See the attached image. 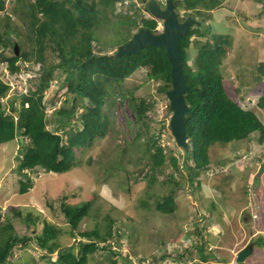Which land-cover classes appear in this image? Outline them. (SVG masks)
Listing matches in <instances>:
<instances>
[{
    "label": "rangeland",
    "instance_id": "374dc122",
    "mask_svg": "<svg viewBox=\"0 0 264 264\" xmlns=\"http://www.w3.org/2000/svg\"><path fill=\"white\" fill-rule=\"evenodd\" d=\"M4 1L5 8L0 11V31L5 29L6 18L10 17L8 22L19 32L16 39L9 31L11 39L20 40L23 49L30 50L33 42L27 38V17L19 9L13 10L14 4L18 8L17 0ZM160 1L158 4L163 7L164 0ZM259 7L258 0H222L220 6L211 12L210 23L216 32L230 36V45L219 66L225 91L241 107L252 109L264 124V104L262 107L256 105L259 97L257 83L264 78L258 68L264 64V18L258 20L256 16ZM128 10L129 7H126L117 12L125 14ZM118 14H108V17L113 21L119 17ZM141 14L138 17H148V12ZM108 26L109 23L102 22L95 29L100 35L101 50L106 53L117 47L106 41L112 32ZM191 39L188 63L196 54L195 40L202 42L205 36H191ZM51 47L47 42L44 48L48 61L54 55ZM4 52L11 55V47L5 46ZM31 61L24 64L29 69L38 70L39 75L26 82L24 75L13 77L0 62V78L9 83L13 80L11 84L15 85L1 98L7 112L11 109L10 103L19 106V91H26L28 87L34 89L38 83L40 64ZM146 72L144 67L137 68L126 77L124 87L133 89L136 97L142 96L146 102L153 103L150 113L155 125L162 120L168 124L171 115V111L167 110L168 99L158 89L162 82L148 79ZM61 79L62 76L54 77L43 91L47 116L53 120L57 118L52 113L54 110L65 101L66 106L71 103L65 87L59 86ZM114 94L115 123L117 129L126 134L110 130L103 136L94 137L88 145L75 149L76 165L69 171H29L32 185L24 193L18 190L21 175L17 172V156L21 144L17 138L0 144V224L10 222L12 233L18 236H31L35 232L41 237L45 218L58 228L55 240L60 247L71 246L73 252L78 250L79 240L83 239L79 232L97 228L104 235L109 229L111 249L115 251L98 248L88 255L84 264H108L112 258L117 259L116 264H264V243L263 247L254 245L244 261L235 260V254L244 245L256 242L258 235H263L264 239V216H259L260 212L258 214V205L264 203V147L257 141L258 134L247 140L241 139L236 151L231 144L212 146L209 149L210 169L191 182L188 169L183 165V150L175 144L170 130L166 128L161 133L160 142L165 145L167 155L176 157L179 166L174 168L167 161L166 172L157 173L156 179L149 182L143 177L148 160L143 152L144 143L142 140L130 141L129 131L134 130L136 123L133 122L134 113L127 99ZM118 106L123 108V112ZM80 110L79 107L76 113ZM131 117L133 121L129 120ZM171 170L174 182L169 180ZM61 193L68 204L91 202L88 214L76 229H70L60 212ZM170 193L174 201L173 210L168 213L158 211L154 207L156 195ZM11 206L19 208L22 216L11 214ZM109 219H112L110 227ZM30 223L36 231L31 230ZM202 226L205 249L213 250L216 259L209 257L203 261L198 255L195 243L200 236L196 229ZM118 232L121 234L120 247L115 242ZM44 251L36 239L29 238L24 244L19 242L14 246L6 263L48 264V258H56V250L50 257L41 256Z\"/></svg>",
    "mask_w": 264,
    "mask_h": 264
},
{
    "label": "trees",
    "instance_id": "16d2710c",
    "mask_svg": "<svg viewBox=\"0 0 264 264\" xmlns=\"http://www.w3.org/2000/svg\"><path fill=\"white\" fill-rule=\"evenodd\" d=\"M117 1L123 0H17L18 8L14 4L13 10L19 9L23 16L27 17V38H31L33 42L30 50H24L20 40L11 39L9 31L15 37L19 36V32L16 26L8 22L10 17L6 18V27L0 31V62L6 63L5 67L10 73H16L20 68H29L24 63L30 62V58L31 62L40 64L38 83L34 89H29L28 94H21L19 107L10 103L11 112H7L0 100V143L17 137V142L21 144V151L17 156V172L21 175L18 179L19 193L26 192L32 185L27 171L35 172L38 169L55 173L69 171L76 165L75 149L88 145L94 137L103 136L110 130L126 134L117 129L115 123L114 93L127 99L134 113L135 120L129 118L136 122L134 130L129 131L130 141L133 143L142 140L143 152L148 156L144 165L147 169L143 177L148 178L149 182L154 181L157 173L166 172L164 168L167 161L172 163L174 168H178L176 157L173 154L167 155L165 145L160 142L161 133L166 128L169 129L168 124L162 120L155 125L150 113L153 103L146 102L142 96L136 97L133 89H126L123 84L133 71L144 67L148 79L162 82L158 86L159 91L165 93L171 88L170 63L165 55V48L145 45L137 53L116 56L114 51L102 52L100 35L95 30L102 22L109 23L108 27L112 32L106 41L112 42L116 47L129 40L135 30L141 27L158 32L156 26L160 20L155 17H138L139 13H143V9L148 11L146 0H139L140 4L129 3V10L125 14H118L116 11ZM221 1L172 0L178 16V9L183 10V17H179L180 20L186 16H198L200 22L191 25L178 41L185 81L188 85L183 95L188 105V111L184 114L188 149H182L183 165L188 169L191 182L199 174L210 169L209 149L212 146L233 144L237 147L238 141L249 138L253 132L259 133V140L264 139V124L257 114L252 109L241 107L224 88L219 66L230 45V36L216 32L210 23L211 12L220 6ZM258 1L260 7L256 16L261 20L260 17L264 18V0ZM4 8L5 1L0 0V11ZM108 14H118L119 17L112 21ZM191 36H205V40L202 42L195 40L196 54L188 63ZM14 42L18 45L17 54L14 53ZM47 42L52 46L51 51L54 54L49 61L44 56ZM7 45L11 47V55L4 52ZM96 45L99 47L95 50ZM259 67V73L264 76V64H260ZM56 76H62L59 86L65 87V93L69 94L67 99L71 98V103L66 106L65 101L54 110L52 113L57 118L53 120L47 116L43 91ZM258 83L256 90L259 97L256 105L262 107L264 78ZM7 89L8 83L0 78V98L4 97ZM79 107L81 110L77 114ZM15 110L18 112L16 118L12 114ZM167 110H170L169 105ZM19 136L23 138L22 143ZM174 179L171 170L169 180L174 182ZM156 196L154 207L158 211L168 213L173 210L174 201L171 193ZM61 198L63 201L60 203V212L63 219H66L71 230L76 229L82 218L88 214L91 202L87 200L74 205L64 202L66 198L64 194ZM11 212L14 216H22L18 209H12ZM109 221L110 227L112 219ZM43 224L41 237L35 232L31 236H18L12 233L13 225L10 222L0 224V264H7L14 246L19 242L24 244L29 238L36 239L38 245L45 249L41 256L50 257L52 252L57 251L55 259L48 258V264H84L88 255L98 248L111 249L112 238H109L111 235L109 229H106L104 235H101L97 228L79 232L83 239L79 240L78 250L73 252L71 246L60 247L59 242L55 240L58 233L55 225L45 218ZM30 225L31 230L36 231L33 224L30 223L28 226ZM203 229L204 226L196 229L200 236L195 243L198 255L203 261L209 257L216 259L213 250L205 249ZM117 234L115 242L119 246L121 234L119 232ZM262 237L263 235H258L254 244L263 247ZM98 241L102 244L99 245ZM114 251L111 249V252ZM116 263L117 259L112 258L108 264Z\"/></svg>",
    "mask_w": 264,
    "mask_h": 264
},
{
    "label": "water",
    "instance_id": "95a60500",
    "mask_svg": "<svg viewBox=\"0 0 264 264\" xmlns=\"http://www.w3.org/2000/svg\"><path fill=\"white\" fill-rule=\"evenodd\" d=\"M145 5L152 16L162 21L160 30L153 32L145 27L135 30L129 40L114 49V54L118 56L137 53L145 45L165 48V55L170 63L169 73L171 79V88L167 89L164 94L168 99V105L171 111L168 126L177 145L187 150L188 143L184 114L188 111V105L183 95L188 89V85L185 81L178 41L186 34L185 32H187L192 24H198L199 21L190 16L185 17L184 20H179L173 8L172 0H164V8H161L156 0H147ZM13 47L14 53L17 54L18 45L16 42H14ZM252 249V243L246 244L236 253V261H244Z\"/></svg>",
    "mask_w": 264,
    "mask_h": 264
},
{
    "label": "clouds",
    "instance_id": "9594fccd",
    "mask_svg": "<svg viewBox=\"0 0 264 264\" xmlns=\"http://www.w3.org/2000/svg\"><path fill=\"white\" fill-rule=\"evenodd\" d=\"M147 1V0H146ZM156 2L158 3V2H161L160 0H156ZM140 3V2H139ZM146 4V3H145ZM143 11V13L144 12H148V17H154V16H152L150 13H149V11H145L144 9L142 10ZM178 12H179V16H181V17H183V10L182 9H178ZM178 16V15H177ZM186 17H188V16H186ZM190 17H192V16H190ZM196 17H198V16H195V17H193V18H196ZM179 18V17H178ZM185 19V18H184ZM183 19V20H184ZM180 20V19H179ZM198 20V19H197ZM161 21V20H160ZM160 21H158L157 22V26H156V28L158 29V30H160V28H161V24L162 23H160ZM199 21V20H198ZM200 23V22H199ZM193 25V24H192ZM114 51V50H113ZM5 66H6V63L5 62H2ZM4 66V67H5ZM5 69H6V71L8 72V73H10L9 71H8V69L5 67ZM27 73H29L30 74V76H27L26 74ZM32 73H34L35 75L33 76L32 75ZM38 73V74H37ZM10 74H13V77H17V76H20V75H24L25 76V82L27 81V79H31V78H33V77H36L37 75H39V72H38V70H36V71H34V70H32V69H29V68H27V69H25V68H20L19 70H18V72H16V73H10ZM13 81V80H12ZM11 81V82H12ZM6 82V81H5ZM6 83H8V89L7 90H9L12 86L10 85V83L9 82H6ZM12 88H15V85L12 87ZM29 87L26 89V91H19V96H21V94H28V91H29ZM7 90H6V92H7ZM1 98H3V96L1 97ZM1 98H0V100H1ZM20 101V100H19ZM2 102V101H1ZM4 106V105H3ZM25 106H27V103H25ZM5 107V109H6V111H7V107L6 106H4ZM11 107V106H10ZM19 107V106H18ZM244 108V107H243ZM118 109L119 110H121L122 112H123V110H122V108H121V106L120 107H118ZM248 109V108H247ZM8 112H11V109L8 111ZM16 113V114H15ZM12 114L14 115V117L16 118V116L18 115V112L15 110V111H13L12 112ZM119 122H121V121H119ZM122 124V123H121ZM123 126H125L124 124H123ZM254 134H258V137H257V141L258 142H261V144H262V147H264V139H262V140H259V133H257V132H253V133H251L250 134V136H249V138H247V139H250L251 138V136L252 135H254ZM14 138H17V137H14ZM20 138H21V140H20ZM246 139V140H247ZM19 140L21 141V143H22V140H23V138L21 137V136H19ZM245 140V139H244ZM242 140H240V141H238V143L239 142H241ZM4 143V142H3ZM1 144V143H0ZM233 147H232V149H234L235 151H236V147L233 145V144H231ZM242 155H244V154H241V156ZM27 172H29V171H27ZM29 174V173H28ZM262 205V203H260L259 205H258V211H259V208H260V206ZM12 208H11V210L10 211H12V209L14 210V209H18L19 211H20V209L19 208H16L15 206H11ZM15 207V208H14ZM20 212H22V211H20ZM11 214H12V212H11ZM22 214V213H21ZM249 243H252V242H249ZM248 244V243H247ZM253 244V249L255 248V244L254 243H252ZM245 246V245H244ZM243 246V247H244ZM253 249H252V251H253ZM115 250V249H114ZM240 250V249H239ZM238 250V251H239ZM43 253H45V251L43 252ZM42 253V254H43ZM236 255V254H235ZM248 257V256H247ZM235 260H236V258H235Z\"/></svg>",
    "mask_w": 264,
    "mask_h": 264
},
{
    "label": "built area",
    "instance_id": "2783aa9c",
    "mask_svg": "<svg viewBox=\"0 0 264 264\" xmlns=\"http://www.w3.org/2000/svg\"><path fill=\"white\" fill-rule=\"evenodd\" d=\"M131 2H135L137 4H140L139 1H137V0H123L122 2L121 1H117L116 2V11H118L119 9H123L125 6L128 7L129 3H131ZM26 75L30 76L29 73H27ZM11 83H13V82H10V85L13 87L14 84H11Z\"/></svg>",
    "mask_w": 264,
    "mask_h": 264
},
{
    "label": "crops",
    "instance_id": "0c3cea01",
    "mask_svg": "<svg viewBox=\"0 0 264 264\" xmlns=\"http://www.w3.org/2000/svg\"><path fill=\"white\" fill-rule=\"evenodd\" d=\"M256 180H257V178H256ZM259 212H260V215L259 216H261V215L264 216V203H262V205L260 206L259 211H258V214H259ZM259 234H261V233H259Z\"/></svg>",
    "mask_w": 264,
    "mask_h": 264
},
{
    "label": "flooded vegetation",
    "instance_id": "af4514ba",
    "mask_svg": "<svg viewBox=\"0 0 264 264\" xmlns=\"http://www.w3.org/2000/svg\"><path fill=\"white\" fill-rule=\"evenodd\" d=\"M160 6H161V5H160ZM161 8H164V6H163V7L161 6ZM178 17H181V16H178Z\"/></svg>",
    "mask_w": 264,
    "mask_h": 264
},
{
    "label": "bare ground",
    "instance_id": "6f19581e",
    "mask_svg": "<svg viewBox=\"0 0 264 264\" xmlns=\"http://www.w3.org/2000/svg\"><path fill=\"white\" fill-rule=\"evenodd\" d=\"M118 113V112H117Z\"/></svg>",
    "mask_w": 264,
    "mask_h": 264
}]
</instances>
